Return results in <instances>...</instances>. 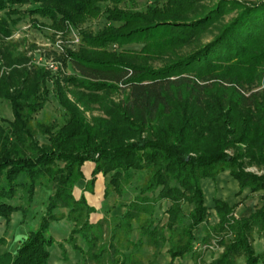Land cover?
<instances>
[{"label":"trees","instance_id":"obj_1","mask_svg":"<svg viewBox=\"0 0 264 264\" xmlns=\"http://www.w3.org/2000/svg\"><path fill=\"white\" fill-rule=\"evenodd\" d=\"M200 1L168 0L163 8L155 1L142 13L138 0H0V100L13 113L12 120L0 121V218L8 225L13 214L27 212L37 186L52 192L38 230L16 254L4 251L7 241L0 239V264H49L56 242L51 225L61 221L73 225L63 243L81 254V264H156L166 249L174 264L193 253L201 225L204 241L214 238L223 248L210 264H264V252L255 248V237L264 239V174L248 171L264 170V88L244 92L264 87V3L222 1L196 20H184ZM28 5L36 7L22 12ZM235 9L237 18L204 49L164 67L152 65L178 41L187 42ZM25 13L49 20L54 32L70 33L102 15L120 26L96 34L80 30L78 49L64 53L74 74L60 77L12 41L13 26ZM175 28L188 39L176 36ZM139 43L145 44L141 52L117 50ZM203 64L214 80L231 86L215 84L210 91L184 76L199 78ZM110 92L125 98L105 103L106 118L89 123L78 106L88 108L98 94ZM52 95L65 111L60 126L38 119ZM88 162L96 166L91 180L82 170ZM226 171L238 181L239 195L263 192V205L237 218L236 206L216 199L219 222L210 226L201 182ZM135 172L146 179L133 186L126 211L92 223L95 210L84 195L75 199V188L88 191L96 175L114 173L106 195L123 196ZM163 201L170 207L161 225L155 214Z\"/></svg>","mask_w":264,"mask_h":264},{"label":"rangeland","instance_id":"obj_2","mask_svg":"<svg viewBox=\"0 0 264 264\" xmlns=\"http://www.w3.org/2000/svg\"><path fill=\"white\" fill-rule=\"evenodd\" d=\"M155 1H158V3L156 4L159 8H163L168 0H138L136 11L145 13L149 6H153ZM222 1L233 2L247 7L264 3V0H201L199 3L193 4V10L190 11V13L186 17H184V20H196L205 12L208 13L210 9H212ZM35 7V5H28L23 7L21 10L22 12H25L27 9H33ZM239 13L240 10L235 9V11L222 16L221 19L213 26L206 28L199 34H196L192 39L187 40V42H184L182 40L178 41L174 47H170L168 49V53H166L162 58L157 57L156 60L152 62V65L157 68L164 67L171 63H175L180 59L188 57L201 49H204L208 44L214 41L218 37V35H220L222 30H224V27L232 23V21L237 18ZM4 16V12L0 13L1 18ZM34 20H36L39 26H36ZM50 23L51 22L47 19H43L40 17H31L25 13L22 17V21L13 26L14 31L11 39L13 42L19 43L21 46L20 52L28 53V56L32 59V62L40 64L39 67H43L46 61L52 64L54 63L55 67L58 66L59 69L58 72L55 73V75L59 74L58 76L60 77L74 74L70 64H68L67 67L65 65L64 53L69 49L74 51L78 49V47L80 46V30H86L96 34L104 30L109 25L120 26V24L118 23L109 22L106 19L105 15H102L100 18H94L86 21L78 29L73 28L70 33H63L61 31L54 32V30L50 28ZM180 30H182V28H180L179 30L175 28L174 34L178 37L183 38V40L186 37L188 39V35L181 33ZM144 46L145 44L143 43L131 44L117 50L121 51V49H125L133 52H141ZM109 50H115V46H111ZM209 70L210 68L206 64H203L201 69H199V72L201 73L199 78L196 77L195 74L184 76L196 81L200 87L204 89L207 88L210 91H213V87L215 84H222L226 87L231 86V84L229 83L225 82L224 85V82L220 80H214ZM48 71L50 70L48 69ZM49 87L53 89L52 83L49 85ZM263 88V85L259 87L254 86L251 92V89L244 92L246 96H249L253 92L263 90ZM124 98L125 95L123 94V92L100 93L97 97L98 100L91 102L88 108L84 107L82 104L78 107L84 113L87 121L93 124L94 119L106 118V115L102 109L105 103H120ZM68 99L72 103L76 104V99L73 96V93H69ZM0 114L12 117V109L8 102L5 104L0 103ZM1 118L4 117L0 115V121ZM64 118L65 111L59 105L58 101L55 98V95L51 96V99L47 104L45 110L41 112L40 115H38V119L48 120L49 124L55 123L58 124V126L63 124ZM40 141L41 143H47V139L44 137H40ZM229 153L232 155L233 151H230ZM95 167V164L91 162H88L83 166L82 170L87 180L92 179V174L95 170ZM248 171L256 173L258 175L264 174V170L260 171L255 167L249 169ZM113 174L105 176L104 174L100 173L96 175L95 183L92 187L89 186L88 191H83L80 188H75L73 192V196L76 200L84 195L86 197V200L88 201L89 206L95 210L90 218L92 223H98L100 220L104 219L107 216L111 217L122 215L126 211L128 201H130L135 195L133 186H141L146 179V175L144 173H132V187L127 188V193H125L123 196H119L117 193L106 195L107 184L109 183L111 175ZM201 184L204 189L205 202L207 206L213 207V205L215 204V200L223 197L230 206H236V213L239 214L243 210H245V206L243 202H241V200L244 201L245 199H241V195H239V183L227 171L219 174L215 179H203ZM51 194L52 192L46 187L37 186L33 197V202L28 208L27 212L23 213L19 211L13 214L12 221L8 225L5 219L0 218V239L5 238L7 241V245L3 248L4 251H9L13 254H16L19 249L20 243H22L28 237L29 233L31 231L38 230L41 222V217L46 211V205L49 203ZM252 194L256 195L254 197L261 196L262 201L263 192ZM262 205L255 206V210L260 208ZM169 207L170 203L168 201H163L162 204L157 208L155 217L159 224L164 225L167 223L168 215L166 214V211ZM189 209L190 207L188 205L184 207V210L186 212H189ZM209 214V225L214 226V218L216 217L213 216L215 215V213H213L212 211ZM236 217L239 218L238 216ZM72 229L73 225L65 221L53 223L51 225L50 233L54 237L56 242L50 249L51 257L49 259V264H81V254L78 251H75L71 245L63 243L64 240L69 236ZM205 237V225H201L195 232L196 245L192 253L195 256V259H197L198 264H210L223 252V248L219 246V243L216 239L213 238L209 242H205ZM133 238L136 240L138 238V233H134ZM80 244L82 243L80 242ZM255 248L258 253L264 252V239H260L258 236H256ZM145 252L148 256H151L153 254V251L151 249H147ZM192 254L187 258L192 256ZM185 259H178L175 261V264H187ZM156 264H165V259H163V256L159 258ZM166 264H171V261L166 262ZM194 264L196 263L194 262Z\"/></svg>","mask_w":264,"mask_h":264},{"label":"crops","instance_id":"obj_3","mask_svg":"<svg viewBox=\"0 0 264 264\" xmlns=\"http://www.w3.org/2000/svg\"><path fill=\"white\" fill-rule=\"evenodd\" d=\"M1 101V100H0ZM0 103H7V102H5V101H2V102H0ZM2 117H4V118H6V119H8V120H12L13 119V115H12V117H9V116H4V115H2V114H0ZM228 172V171H227ZM228 173H230V172H228ZM254 196H256V195H254V194H252V192L249 190V189H246L244 192H243V194L241 195V199H245L244 200V202H243V204H244V208H245V210H243L241 213H236V210H235V214H236V216H238V217H248V216H250L251 214H252V212H254L255 211V206H260V205H262V201H261V196L260 197H254ZM219 199H222V200H224L225 201V199L223 198V197H221V198H219ZM207 206V205H206ZM214 206H215V204L213 205V207H209V206H207L208 208H209V212L211 213L212 211H213V213H215V215L213 216V217H216V218H214L215 219V223H214V225H216L218 222H219V219H218V216H216L217 214H216V211H215V209H214ZM240 211V210H239ZM66 222V221H65ZM20 245H21V243H20ZM20 245H19V247H20ZM163 259H165V264H166V262H170L171 261V258H170V256L167 254V249L164 251V253H163ZM185 261L187 262V264H194V262H193V258H192V256H190L189 258H187V259H185ZM175 264V263H174Z\"/></svg>","mask_w":264,"mask_h":264},{"label":"built area","instance_id":"obj_4","mask_svg":"<svg viewBox=\"0 0 264 264\" xmlns=\"http://www.w3.org/2000/svg\"><path fill=\"white\" fill-rule=\"evenodd\" d=\"M61 49V48H60ZM47 69H49L50 71H52V72H58V69H59V67L57 66V67H55V64L53 63H49V62H45V65H44Z\"/></svg>","mask_w":264,"mask_h":264}]
</instances>
